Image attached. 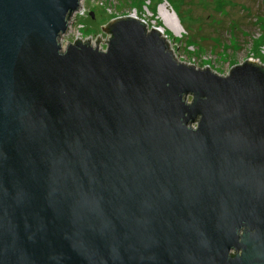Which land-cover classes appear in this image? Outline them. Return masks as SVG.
Returning a JSON list of instances; mask_svg holds the SVG:
<instances>
[{
	"label": "water",
	"instance_id": "95a60500",
	"mask_svg": "<svg viewBox=\"0 0 264 264\" xmlns=\"http://www.w3.org/2000/svg\"><path fill=\"white\" fill-rule=\"evenodd\" d=\"M80 1L0 0V264H264V66L64 49Z\"/></svg>",
	"mask_w": 264,
	"mask_h": 264
},
{
	"label": "rangeland",
	"instance_id": "374dc122",
	"mask_svg": "<svg viewBox=\"0 0 264 264\" xmlns=\"http://www.w3.org/2000/svg\"><path fill=\"white\" fill-rule=\"evenodd\" d=\"M78 9L64 46L78 37L98 47L115 19L132 16L159 31L185 65L220 76L247 61L264 66V0H81Z\"/></svg>",
	"mask_w": 264,
	"mask_h": 264
},
{
	"label": "built area",
	"instance_id": "2783aa9c",
	"mask_svg": "<svg viewBox=\"0 0 264 264\" xmlns=\"http://www.w3.org/2000/svg\"><path fill=\"white\" fill-rule=\"evenodd\" d=\"M73 19H75V13H73L72 15H70L69 16V19H68V26L70 25V24H72L73 23ZM69 28V27H68ZM71 35V33L70 32H68V29H67V36H70ZM66 36V37H67ZM65 37V38H66ZM111 37H112V35L109 33L108 34V36L106 37V38H104L102 41H99V46H100V48H99V46L97 47V48H99L100 50H102V51H105L106 50V48H107V46H108V44H109V42L111 41ZM62 39V38H61ZM60 39V40H61ZM85 43V42H83V39H79L78 37L76 38V41L75 42H73V44H76V43ZM96 43H98V41H96ZM89 44H91V43H89ZM70 45H67V46H64V44H63V47H64V49H66L67 47H69ZM92 46V45H91ZM93 47V46H92Z\"/></svg>",
	"mask_w": 264,
	"mask_h": 264
},
{
	"label": "bare ground",
	"instance_id": "6f19581e",
	"mask_svg": "<svg viewBox=\"0 0 264 264\" xmlns=\"http://www.w3.org/2000/svg\"><path fill=\"white\" fill-rule=\"evenodd\" d=\"M65 35L67 36V31H66V33L62 34V37L65 36ZM62 37H61V38H62Z\"/></svg>",
	"mask_w": 264,
	"mask_h": 264
}]
</instances>
